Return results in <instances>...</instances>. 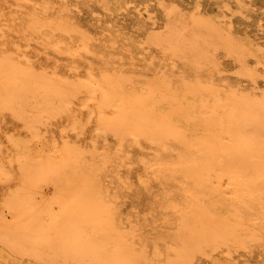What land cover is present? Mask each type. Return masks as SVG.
<instances>
[{"label":"bare ground","instance_id":"1","mask_svg":"<svg viewBox=\"0 0 264 264\" xmlns=\"http://www.w3.org/2000/svg\"><path fill=\"white\" fill-rule=\"evenodd\" d=\"M23 1L25 0H14L18 3ZM34 1L31 4L32 6ZM41 1L38 4L36 3L39 7ZM43 1V4L48 3V0ZM103 2L108 8L122 7L119 1L115 3L111 0H103ZM18 5L16 4V9ZM35 6L33 7L35 8ZM47 7L49 8V6ZM168 9V22L166 21L169 27L168 31L165 33H152L149 35L148 41L160 45L167 52L172 63L169 62L173 67L175 59L183 60L188 64L194 71L188 78L183 76L178 79L170 77L169 74H164V77L157 76L156 79L148 82V86L141 90L133 89L128 85L130 81L126 77V73L124 76L104 71L99 77L91 70L87 78L86 75L84 77L80 74L79 76L83 78L80 79L76 75L79 79L74 80L71 79V76V78L68 77V71L66 73L67 77H63L62 74L57 75L55 70V73H53L52 69H47L52 71V73H48L46 69V71H36L37 66L34 69L32 66L23 65L19 60L25 58L27 54H23L26 55L23 57L19 53V56L23 57L18 56L20 59L13 56L14 50L16 52L15 45H19L17 43L14 45V50L11 49L13 53L12 51L6 52V50V53L0 55V111L10 112L18 119L23 120L22 122L25 123L26 128L32 132L33 136L38 138L41 130L40 126H43L45 118L51 121L54 117H56V120L61 117L58 115L62 112H69L70 114L72 104L77 101L83 102L84 105L92 102L94 107L91 108L94 112H91H93V115L97 114V126L103 131L102 133L112 132L119 137L120 141L131 136L137 143L145 139L150 145L152 144L158 154L148 160L149 164L153 168L156 166V171L162 173V175L164 174L163 176L168 181L177 180L179 188L185 192L186 196L184 210L182 214L180 213V226L178 230L169 236L168 249L175 251V257L168 259L164 264H195L197 253L206 252L210 248L230 246L231 244L248 247L253 242H264V93L248 92L233 86L225 88L217 83L212 76H203L204 68L207 65L211 64L213 68L218 67L217 51L224 48L231 55L239 58L244 65L245 73L256 80V70L247 68L245 59L252 51L236 35H225V32L232 31L227 26L224 16L207 19L200 17L198 13V15L195 14V11L190 18L185 19L183 15L176 13L175 8ZM5 10H2V13ZM45 10L49 11L50 9ZM1 15L3 14L0 13V17ZM3 16L5 17V15ZM6 19L9 21V18ZM15 20L20 22L14 18L10 22L12 23ZM0 21H2V23L0 22V28L3 27H1V24L8 23L9 25L10 23L7 20L3 23V19ZM8 25H4L8 28H3L10 29L11 25ZM15 25L14 29L20 26V24H17L19 26ZM39 26L44 29L46 25L44 26L39 19L32 20L28 25L30 29L33 28L34 30L38 29ZM58 26L67 33L71 30L68 22H59ZM41 27L40 30H42ZM3 28L0 30V33H2L0 37L2 36L5 39L6 36L2 32L5 31ZM14 29H10L12 30H9L11 33H7H13L16 36V30ZM26 29L28 31V28ZM79 32L82 33L80 30ZM24 33L23 35L26 36L27 34ZM18 35L19 33H17ZM25 36H22V38H27ZM88 39L90 38L83 35L82 40H80V48L86 51L90 50ZM28 41H30L29 38ZM56 43L58 45L60 42ZM23 44L25 46L24 42ZM33 44L25 46V48L28 49ZM38 45L41 44L38 43ZM21 46L19 47L21 49L17 46L16 55H18V51L23 50V46ZM58 48L56 50L61 49ZM73 52L76 54V51ZM26 53L29 54L30 52ZM91 54L94 55V53ZM48 55L50 56L49 53ZM28 57L30 61V56L28 55ZM47 58L49 59V57ZM73 64L75 63L73 62ZM57 68L60 69V65ZM114 71L116 72V70ZM79 108L74 109V111ZM78 111L74 113H78ZM65 113L63 114L68 115V113ZM63 114L62 118L64 117ZM77 115H71L73 120L71 125L76 129L79 123L82 124L81 120L79 121L80 116ZM82 119L84 120L85 116ZM14 121L16 122V119ZM89 121L90 118H88V123H90ZM83 123L86 122L83 121ZM19 125L21 126V124ZM46 130L48 129L46 128ZM83 132L81 134L86 133V131ZM94 133L97 134V131ZM21 136L20 139L19 137L14 139L15 137L10 136L14 139L10 144L13 143L18 152L16 177H12V180L16 178V181H14V185H11L13 187L9 188V194L3 206L4 210L0 212V247L11 254L12 258L9 256L11 262L13 264H145L146 256L142 252L136 251L133 247L136 245L131 246L132 244L128 243V236L126 237V234L121 233L114 221L115 216L112 212L114 207L112 208V206L115 203L111 206L108 199L102 194L99 183L101 173L99 163H93L95 162V156H97L96 153H93L92 162V156L88 158L90 147L86 149V143H84L86 147L82 146L84 145L82 144L83 141H81L82 145L78 143L76 146L73 143L70 144L68 139H63L68 142L63 141L65 143H62L60 147L57 146L60 142L57 144H52V142V145H48L47 148L42 145V147L39 146V150H33L31 148L32 144L30 145L25 141L26 139L24 140V136ZM45 136L42 135L41 140ZM46 137L50 140L49 136ZM94 138L96 137L94 136ZM8 139L6 141H9ZM71 141L73 140L71 139ZM44 142L46 143V141ZM44 142L42 143L45 144ZM96 142L97 138L94 144H97ZM122 143L124 145L126 142ZM143 143L145 142L143 141ZM78 145L83 148L78 147ZM123 145L121 144L119 147ZM94 147L95 150L100 148ZM84 148L88 154H85L82 150ZM115 151L121 152L118 149ZM131 151L124 153V155L129 153L127 154L128 157ZM109 153L107 152V154ZM97 154L99 156V153ZM107 159V162H109V159L112 158L110 156ZM103 162L107 163L106 160ZM1 164L0 181L10 179V171ZM129 164L128 166H130ZM132 167L129 168L132 169ZM141 178L140 181L144 179V177ZM142 184L146 183L143 181ZM121 189L123 190V188ZM107 191H110V189L108 188ZM167 205L166 207H168ZM152 212L155 213L153 210ZM152 215L154 214L152 213ZM164 219L166 218L164 217ZM155 223L157 224V222ZM128 229L126 230L128 231ZM156 229H159V227ZM152 233L150 234L153 235ZM157 248L159 249V247ZM241 248L238 247V251ZM229 249L230 247H228ZM205 254L209 258L207 253ZM211 256L213 257V255ZM9 258L7 257L6 261ZM11 262L10 264H12Z\"/></svg>","mask_w":264,"mask_h":264},{"label":"rangeland","instance_id":"2","mask_svg":"<svg viewBox=\"0 0 264 264\" xmlns=\"http://www.w3.org/2000/svg\"><path fill=\"white\" fill-rule=\"evenodd\" d=\"M33 1L34 0H29V1L25 0V1H23L24 3L23 2L18 3V2H14V0H0V8H2V9H0V13L5 15V17L3 15H1L2 18L0 17V20L3 19V23H5L4 21H6V20L8 21V19H6V18H9L8 22L13 20V18L18 19L20 21V22H18L16 20L12 21V23L10 22L11 24L9 23V25H8V23L1 24V27L2 26L4 27V25H8V26L11 25L9 28L14 29L15 24H16L15 26H19L17 24H20L19 27L21 29H23V30H21L19 27H17V29H14V30H16L17 33H19V35L17 36V33L13 30L16 34V36H15L13 33H12L13 35L7 33V32L12 31L10 29H4L7 26L4 28L2 27L5 30L2 32L6 36L5 37L6 41L4 38H2V36L0 37V42L2 41L0 43V46H1L0 51L2 52V53L0 52V55L4 54L6 52L12 51L11 49L14 50V48L16 46V52H15V50H14V53L12 51L13 56L16 59L17 58L20 59L19 57L23 58L24 56H26L23 54H27V56L25 57L27 59L23 58L22 60H19V61L23 65L25 64L26 66H32L34 69H36V66H37L36 71H38V70L44 71L45 69L46 70L52 69L53 73H55L57 71L56 74L57 75L62 74L61 76H63V77H67V74H68V77L71 76L72 78L71 77L70 78L74 79V80L79 79V78L82 79L83 78L82 76L85 77V75L87 78V76L91 70L93 72H95L99 77H101V74L104 71H108L109 73H112L115 75H124L125 76L127 74L126 77H128L129 81H130V82H128V85H130L131 87H133V89H136V90H141L143 88H146L148 86L147 85L148 82L156 79L157 76L162 78L165 76L164 74H167V75L169 74L170 77H174V78H178V79H180V77H183V76L188 78L190 76V74H192L194 72L193 69L190 68V66L188 64L183 62V60L175 59V65L173 67V65L171 64L172 62L168 58L167 52L160 45L154 44V43H149V41H148V37L150 34L161 33V32L165 33L168 31L169 27L167 26L168 25V23H167L168 22V16H167L168 11L167 10H169L168 8H170V9L175 8L176 13H178L179 15H183V18H185V19L190 18L192 16L191 14L192 13L194 14L195 11H196L195 14L198 13L200 15V17L207 18V19H211L212 17L219 18V17L224 16L225 17L224 19H225L227 26L232 31V32H225L224 31L225 35L226 36L228 34H231L230 36L236 35L239 39H242L246 43V45L249 46L248 47V48H250L249 50L252 51V52H250V54H248L246 56L245 59H246L247 68H249L251 70H256L255 71L257 74L256 80H253V78H251V76H249L245 73L244 65H243L242 61L239 58H237L236 56L231 55L224 48H221L217 51V65H218V67L213 68V66L211 64L207 65L204 68L203 76H212L217 83L221 84L225 88H230L231 86H233L234 88H237L240 90L241 89L246 90L248 92L253 91V92H256L258 94L264 93V0H242V1L241 0H111L112 2H115V3H116V1L121 2V5H122L121 8H115V7L108 8L104 4L103 0H69V1L68 0H63V1L62 0H48V3H49V1L51 3V4L49 3V5H47L48 4L47 2H45L43 4V2H44L43 0H42L43 2L41 0H35L33 6H35V5L36 6L34 8L31 5V4H33ZM40 1H41V4L39 7L37 4H38V2L40 3ZM12 3H13V5H12ZM1 4H2V6H1ZM16 4L17 5L22 4V5H18V7L16 9V7H15ZM74 5H75V7H73ZM47 6H49V8ZM24 7H26V8L28 7L27 10ZM18 8H20V9H18ZM39 8H41L42 10ZM66 8L69 11H67ZM45 9H50V10L46 11ZM2 10L3 11L5 10V12L2 13ZM34 10H36L37 12H35ZM34 12H35V14H34ZM33 15H35V16H33ZM62 15H64V16H62ZM184 15H186V16H184ZM34 19H39L44 24V26L46 25L45 28L42 29L43 27L39 26V27H37L38 29L34 30L33 28H31L32 29L31 30L28 27V25ZM0 22L2 23V21H0ZM59 22H68L70 24L71 30L69 32H70L71 36H69L70 35L69 32L67 33V31L65 32V31L60 29V27L58 26ZM23 26H24V28H23ZM40 27L42 30L39 29ZM2 28H0V30ZM26 28H28V31H26L27 30ZM53 30L54 31L57 30V31H55V33H54ZM79 30L82 33H80ZM22 31H23V33H24V31H26L25 33L27 35L26 36L23 35ZM41 31H42V33H41ZM6 33L9 35H7ZM30 34L32 35V37ZM82 34L85 35L86 38H90V39H88L90 52L86 51L83 48H80V44H81L80 40H82V36H83ZM0 35H2V33H0ZM4 35H3V37H4ZM10 35H12V36H10ZM13 36H15V37H13ZM22 36H25L27 38H24V37L22 38ZM28 36H30V37H28ZM33 36L35 37L34 39H33ZM1 38L4 40H2ZM28 38L30 39V41H28ZM37 38H38V40H36ZM25 39L28 42L27 41L25 42ZM14 40H16L15 41L16 43L13 42ZM17 40H18V42H17ZM98 40H99V42H98ZM63 41H65V42H63ZM3 42L5 43L6 46L3 44ZM23 42L25 43V46H29L32 43H34V44L31 45L30 47H28V49H26L24 44L22 45ZM29 42H31V43L27 44ZM56 42H60V43L57 45ZM17 43L20 46L21 45L23 46V47L21 46L23 50L18 51V55H16L17 46H18V48L20 46L15 45ZM38 43L41 45H38ZM54 43H56V45H54ZM11 44H12V46H10ZM57 46L59 48H61L60 50H62V52H60V50H56V48H58ZM2 48H3V50H2ZM44 48H46V49L44 50ZM77 48H78V50H77ZM19 49H21V48H19ZM51 50H53V51H51ZM21 51H23L24 53L23 52L21 53ZM73 51H76V54ZM26 52H30V53L28 54ZM19 53H20V55H23V57L19 56ZM48 53L50 54V56L48 55ZM91 53H94V55H92ZM28 55L30 56V61L32 60L31 62L28 60V58H29ZM51 56H53V57H51ZM47 57H49V59ZM104 57H106V58H104ZM32 58H34V59H32ZM109 58H111V59H109ZM24 60H25V62H24ZM40 60H42V61H40ZM43 60L44 61L47 60L46 62H48V63L44 62ZM52 61H53V64H52ZM149 61H151V62H149ZM73 62L75 64H73ZM59 65H60V69L57 68ZM40 66H42V67H40ZM45 66H46V68H45ZM75 66H76V68H75ZM146 66H147V68H146ZM82 67H83V69H82ZM172 67H173V69L170 70ZM77 68H79V69H77ZM48 70H47L48 73H52L51 70L50 71H48ZM54 70H55V72H54ZM58 70H59V72H58ZM60 70L63 72H61ZM114 70H116V72ZM67 71H68V73H67ZM79 72H81V73H79ZM63 73H64V75L66 73L67 74L64 76ZM74 74H75V76H74ZM80 74L82 76H79ZM76 75L79 76V78ZM138 75H139V77H138ZM76 103L77 104L80 103V104H78L76 106L75 105ZM75 104L74 103L72 104L70 114H69V112H66V113H68V115L65 112H62V113H60L61 115L60 114L58 115L61 117H58L57 120H56V117H54L55 120H53L54 118L53 119L51 118L52 120L49 119L51 121H48V118H45L44 123L45 122L46 123H45V125L43 123V126L42 125L40 126L41 130H40V134H39L38 138L33 136L32 132L26 128L27 126L25 125L24 122H22L23 120L18 119L17 117H15L10 112L7 113V112H1L0 111V113H1L0 114V126H1L0 127V164L4 161L3 164H1V165L5 166V168H8L11 175L14 174L12 176L10 175V177H11L10 179L0 181V193H1L0 194V206H1L0 212L2 210H4L3 206H4L5 199L7 198L8 194H9V190H10L9 188H12L13 186H11V185H14L13 183H15L14 181H16V178H14L12 180V177H16V172H17V162L16 161H17V153L18 152H17V149L14 147V144L13 143L10 144L11 142H13L14 139H16L18 137L20 139V137H22L21 135H23L24 140L26 139L25 141H27L30 145L32 144L31 148L33 150H39L40 147H42V145L45 146V148H47L48 145H52L54 143L57 144L59 142L61 145L58 144L57 146L60 147V146H62V143L64 144L65 142H68V141H65L63 139H68L70 144L73 143V145H76L78 143L81 144V141H83L82 144L86 143V146H87L86 149H88L90 147L88 149V152L90 154V156L88 155L89 156L88 158H91V156H92V162H93V155H94L93 153H96L95 155H97V156H95V158H94L95 162H93V163L94 164L99 163V168H100V172H101L100 177H99V181H100L99 183L101 185V191H102V194H104L103 196L106 199H108V201L110 202V205L111 204L113 205V203H115L114 206L111 205L112 208L114 207L112 209V212L114 213V216H115L114 221L118 225L119 229L121 230V233L126 234V237L128 236L127 240H128L129 244H132L131 246H133V244L136 245L133 247L136 249L137 252H142L146 256L145 264H164V262H166L168 259L175 257V251L168 249L169 248V236L171 234H173L176 230H178V228L180 226L179 225L180 219H181L180 213L182 214V212L184 210V200L186 199L185 192L179 188V183L177 180H175V179L171 180L170 179L171 181H168L163 176L164 174L162 175V173H159L158 171H156L157 170L156 166H154V168H153V166L151 167L148 160L157 156V154H158V151L155 149L154 146H152V144L150 145L148 143V141H145V139H142L141 141H139L137 143V142H135L134 138H132L131 136L126 138L127 141H126V139L123 141H120L119 137L112 132L102 133L103 131H101L97 126L98 125L97 114L96 113L94 115L92 114L94 112L92 109L94 107L93 103L89 102V103L85 104L86 105L85 106L83 102L77 101V102H75ZM79 106H80V108H79ZM73 108L74 109L79 108L80 110L77 109L74 111ZM82 110H84V112H82ZM76 111H78L79 114L74 113ZM86 111H88V112H86ZM91 111H93V112H91ZM63 113H65L66 115H64ZM62 114L64 115V117H63L64 120L62 118ZM72 114H76V115L78 114L77 116H80L79 121L81 120L80 122H82V124L79 123L77 125V129L73 128L72 127L73 125H71V124H73L72 123L73 120H72V116H71ZM85 114H87V115H85ZM89 115H91L92 118H91V116L89 117ZM84 116H85V119L87 118L86 119L87 121L85 119L84 120L82 119ZM3 117H4V120H3ZM88 118H90V121H89L90 123H88ZM11 119H12V121H11ZM15 119H16V122L14 121ZM9 121H11V122H9ZM67 121H69L68 122L69 125H67L68 124ZM83 121L86 122L87 124L83 123ZM1 123H3V124H1ZM12 123L15 125H13ZM17 123H18V125L16 126ZM48 123H49V125H48ZM19 124H21V126ZM80 125L81 126L85 125L87 127H83L85 129L84 130ZM23 126H25V127L22 128ZM61 127H63V128H61ZM46 128L48 130H46ZM64 129H65V131H64ZM15 130H17V131H15ZM78 130H80V131H78ZM43 131H45L46 133H44ZM82 131H84L83 133H85V131H86V133L81 134ZM95 131H97V134L96 133L93 134V132H95ZM48 133L51 135H49ZM101 133H102V137H101ZM8 134H11V135H8ZM14 134H15V136H14ZM98 134H99V136L97 137ZM42 135L43 136H45V135L49 136L50 140L47 139L46 136H45V138L43 137V140H41ZM58 135H60V136H58ZM1 136H2V138H1ZM10 136L15 137V138L12 139ZM25 136H27L28 138ZM94 136L97 138V142H96L97 144H94L95 140H96V138H94ZM3 137H5V138H3ZM30 137H31V139H30ZM23 138H21V139H23ZM60 138H62V139H60ZM91 138H92V140H90ZM7 139L9 141H6ZM71 139L73 141H71ZM2 141H4V142H2ZM44 141H46V143ZM63 141H65V142H63ZM89 141H90V143H89ZM129 141H131V142L129 143ZM143 141L145 143H143ZM42 142H44L45 144H43ZM92 142H93V144H92ZM107 142H108V145H107ZM122 142H126V143H124V145H123ZM147 143H148V145H146ZM98 144H100V145H98ZM121 144L123 146L119 147V146H121ZM128 144H129V146H128ZM81 145H78V147ZM1 146L4 148H2ZM33 146H34V148H33ZM82 146H85V144ZM82 146L80 148H83ZM94 146H96V148L100 147L99 149L100 150L102 149L101 150L102 153L99 149H98L99 152L97 149L95 150ZM92 147H94V148H92ZM86 149L84 148L82 150H84V152H85ZM105 149L107 151H103ZM117 149H118V151L122 152V154H121L122 156L120 155L121 152L118 153L117 151H115ZM94 150H95V152H93ZM109 150L111 151L110 153H109ZM124 150H126V151L124 152ZM9 151L11 153L12 152L13 153L11 154ZM91 151H92V154H91ZM129 151H131L130 155L132 152L133 153H132L131 157H130V155H128V157H129L128 158L127 154H129V153L125 154L126 156L124 155V153L129 152ZM88 152L86 151L85 154H88ZM103 152H104V154H103ZM107 152L109 154H107ZM97 153H99V156ZM112 153H117V154L114 155ZM102 154L104 155V157ZM105 154H106V156H105ZM111 154L114 156H112ZM100 155L102 158L100 157ZM110 156L112 159L111 160L109 159V162H110L109 163V162H107L108 161L107 158H109ZM143 156H144V158H143ZM3 157H4V159H3ZM97 157L98 158L100 157V158L98 159ZM11 159L14 161H12ZM6 160H7V162H5ZM104 160H106L107 163L103 162ZM100 161H102V162H100ZM128 163H130L129 164L130 166H128ZM103 165L104 166L107 165L106 166L107 168L103 167L104 168L103 169L101 167ZM121 165H122V167H121ZM12 167H14L16 169H14ZM110 167H112V168H110ZM129 167H132V169ZM139 168H141V169H139ZM12 171H13V173H11ZM14 171H15V173H14ZM141 177L142 178L144 177V179H142ZM140 178L142 179L141 181H140ZM159 178H160V180H159ZM9 181H10V184H9ZM143 181L146 184L143 185L142 184ZM4 183H5V185L3 186ZM7 187H8V189H7ZM115 187H117L118 190ZM108 188L110 189V191H107ZM121 188H123L124 191ZM118 197H119V199H118ZM167 200H168V202H167ZM119 201H121V202H119ZM169 202H170V204H169ZM174 203H175V205H174ZM167 204H169V205H167ZM166 205L168 207H166ZM116 206H118L117 209H116ZM163 207H165V208H163ZM152 210L155 211L156 214L154 212H152ZM152 213L154 215H152ZM134 217H136V218H134ZM164 217L166 219H164ZM133 221H135V222H133ZM138 221H139V223H138ZM147 221H149V222H147ZM155 222H157V224ZM136 223H138V224H136ZM141 224H142V226H141ZM160 226L164 227V228H161ZM158 227H159V229H156ZM125 228L126 229L129 228L128 231ZM160 228H161V231H160ZM130 229H131V231H130ZM154 230H156V232H154ZM166 230H168V231H166ZM152 231H153V233H152ZM150 233H152L153 235H151ZM156 233H157V235H156ZM133 238H134V240H132ZM157 242H159V243H157ZM257 242H253L252 243L253 245L251 244L248 247H243V246L231 244L230 246L224 245L225 247L220 246L219 248L218 247L214 248V249L210 248L206 252H198L196 257H195L197 259V260L195 259V264H214V263L215 264H221V263L222 264H224V263L225 264H264V242L263 241H257ZM143 245H145V246H143ZM146 245H147V247H146ZM154 245H155V247H154ZM144 247L146 250L143 249ZM157 247H159V249ZM228 247H230L229 250H228ZM238 247L239 248L242 247V248L239 249V251H238ZM244 248H246V249H244ZM215 250H217V251H215ZM235 250H236V252H235ZM4 252H6V253H4ZM156 253H157V255H155ZM205 253H207L209 258L207 256H205L206 255ZM231 254H232V257H231ZM211 255H213V257ZM229 255H230V257H229ZM2 256L5 257V258L3 257L4 261L2 259ZM9 256H10V258H12L11 254L9 252L5 251L3 248L0 247V257H1L0 258V264H10L11 259L9 258ZM7 257L10 259V260L9 259L7 260L8 263H6ZM210 257H212V258H210ZM11 263L13 264V262H11Z\"/></svg>","mask_w":264,"mask_h":264}]
</instances>
